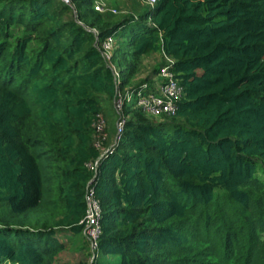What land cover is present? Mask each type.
Instances as JSON below:
<instances>
[{"label": "trees", "instance_id": "1", "mask_svg": "<svg viewBox=\"0 0 264 264\" xmlns=\"http://www.w3.org/2000/svg\"><path fill=\"white\" fill-rule=\"evenodd\" d=\"M94 4L0 0V264H57L59 229L86 236L89 188L97 264H264V0H157L119 20ZM152 53L169 61L129 86ZM163 66L173 114L120 113Z\"/></svg>", "mask_w": 264, "mask_h": 264}, {"label": "built area", "instance_id": "2", "mask_svg": "<svg viewBox=\"0 0 264 264\" xmlns=\"http://www.w3.org/2000/svg\"><path fill=\"white\" fill-rule=\"evenodd\" d=\"M67 1V0H65ZM143 1V0H142ZM157 0H145L146 4L152 6L156 3ZM100 5L98 2H95L94 9L97 11H103L105 9V4L102 1ZM112 12L116 10L111 8ZM112 36H109L105 41L102 42L101 52L105 60L107 61L110 68L113 70L116 81L119 80L120 74L116 67L110 61V54L112 50ZM158 93L154 92H141L138 91H127L124 95L121 93L118 94L117 99V109L121 113L122 109L128 105H134L141 107L145 112L153 116H159L160 114H173L174 112V99L177 98L181 89L179 85L176 83V80L173 78L172 74L169 72L168 66H163L159 72V82L157 86ZM124 124V120L120 119L117 122V137L122 130V126ZM95 130L97 132V136L99 137L103 133V122L98 121L95 123ZM95 144L102 149L100 146L99 140H96ZM103 150V149H102ZM86 203H87V211L84 218V232L87 234L89 239V263L88 264H97V256H98V234H99V204L98 200L94 197L93 189L89 188L86 193Z\"/></svg>", "mask_w": 264, "mask_h": 264}, {"label": "rangeland", "instance_id": "3", "mask_svg": "<svg viewBox=\"0 0 264 264\" xmlns=\"http://www.w3.org/2000/svg\"><path fill=\"white\" fill-rule=\"evenodd\" d=\"M63 1H65V0H63ZM99 1H102L105 4V9L102 12H105L106 6H108V5H111L115 8H117V12L114 14L115 20L121 19V17H122L121 15L127 14V13H130V14L132 13L133 17H138V15L135 14V10H140V9L142 10V7L147 5L145 0H143L142 2L139 0H95V2H98L100 5H102V3H100ZM115 45H116V43L113 40L112 50L115 48ZM163 58H166V57L162 56L161 53H152V54H148V55L142 57L141 61H139L138 67L136 69L135 77L131 81L129 86H133L136 83L140 82L143 78L149 76L151 74L153 67L155 65H157L158 63H161ZM166 60L169 61L168 58H166ZM150 81H152V80H150ZM155 89L157 90V87ZM104 111H105L106 118H107L108 131L110 134H112L113 130H114L115 119H116L115 112L113 110L112 105H109V104L105 106ZM113 138H115V136ZM85 235L86 236L84 237V239H85L86 244H87L86 246H89L88 236L86 233H85ZM89 256H90V252H89V249H87V254H86L85 258L83 259L84 260L83 264L89 263Z\"/></svg>", "mask_w": 264, "mask_h": 264}, {"label": "crops", "instance_id": "4", "mask_svg": "<svg viewBox=\"0 0 264 264\" xmlns=\"http://www.w3.org/2000/svg\"><path fill=\"white\" fill-rule=\"evenodd\" d=\"M57 239L64 245V249L57 256V264H83L87 254V244L80 233H73L69 229H59Z\"/></svg>", "mask_w": 264, "mask_h": 264}]
</instances>
